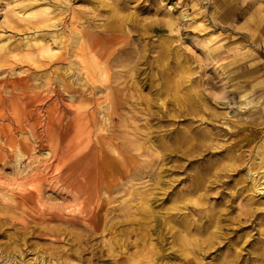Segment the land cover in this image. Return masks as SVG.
Instances as JSON below:
<instances>
[{"label":"rangeland","instance_id":"rangeland-1","mask_svg":"<svg viewBox=\"0 0 264 264\" xmlns=\"http://www.w3.org/2000/svg\"><path fill=\"white\" fill-rule=\"evenodd\" d=\"M75 30L116 36L82 57L88 77L57 58ZM2 148L0 264H264V0H0ZM38 168L39 196L21 197ZM202 171L206 198L185 189ZM197 196L226 245L140 237L149 210L164 239L168 208Z\"/></svg>","mask_w":264,"mask_h":264},{"label":"bare ground","instance_id":"bare-ground-1","mask_svg":"<svg viewBox=\"0 0 264 264\" xmlns=\"http://www.w3.org/2000/svg\"><path fill=\"white\" fill-rule=\"evenodd\" d=\"M62 0H60L61 2ZM54 9V8H53ZM47 10V9H44ZM73 13V12H72ZM76 13V12H75ZM71 14L70 15V21L69 24H75L76 21L78 20V15L77 13L75 14ZM25 14V13H24ZM69 14V13H68ZM68 17V16H67ZM80 17V16H79ZM20 19V18H19ZM21 20V19H20ZM27 20V19H26ZM68 22V21H66ZM115 30V29H112ZM112 30L110 32H98V33H94L92 31L87 30L82 31V32H77L78 30H75V34L72 37V41L74 42V45L70 42L67 43V45L69 46V48L66 46V50L65 53L61 54L59 53L57 55L58 59H63V60H70L68 59L69 57H78L79 58V69L80 72H82L81 70H83L84 72H82V74L85 77H88V71L89 69H87V65L88 62L86 60H82L83 56H93L96 52V46L99 44L100 40H104L108 41V40H112L113 38H115V34H113ZM62 32V31H61ZM69 33V32H68ZM84 33H87L86 36L84 35ZM26 43V42H25ZM62 46V45H61ZM112 49V48H111ZM118 51V49L116 50ZM114 55H116L115 53H113V51H111L110 55L107 56V60H110L111 58L114 57ZM121 59V58H120ZM77 61V60H76ZM73 63V62H72ZM109 64V63H108ZM130 64V63H129ZM73 68V66H72ZM60 71V70H59ZM70 71V70H69ZM106 72V71H105ZM111 73V72H110ZM117 74V73H116ZM68 77V76H67ZM72 77V76H71ZM116 77V76H115ZM90 78V76H89ZM106 79V78H104ZM15 84L19 83L18 80H14ZM98 82V81H97ZM57 83V82H56ZM88 83V81H87ZM91 83L94 85L95 81L92 79ZM101 83V82H100ZM103 83V82H102ZM110 83V82H108ZM55 85V84H54ZM32 86V85H31ZM78 86V85H77ZM80 86V85H79ZM51 87V86H50ZM59 87V86H58ZM23 98V97H21ZM20 98V99H21ZM19 99V100H20ZM24 100V99H23ZM22 100V101H23ZM102 101V100H101ZM99 104V103H98ZM110 107V106H109ZM8 108V107H7ZM98 108V107H97ZM113 108V107H112ZM114 109V108H113ZM98 110V109H96ZM101 111V110H100ZM67 112V111H66ZM88 114V113H87ZM68 117V116H67ZM110 117V116H109ZM30 120V119H29ZM133 121V120H132ZM63 122V121H62ZM212 124V123H211ZM213 125V124H212ZM191 128V127H190ZM1 134H4L3 132H1ZM3 136V135H2ZM122 137V136H121ZM133 144V143H132ZM187 145L185 148L183 149L182 153L185 154H190L192 147H196L197 145L202 146L203 148H201V151L207 150L209 147L206 143L202 141H200V143H190L187 141ZM129 147V146H128ZM127 147V148H128ZM131 147V146H130ZM137 149V148H136ZM175 149H178V146L176 148H174L171 152H173ZM4 150L2 148V151L0 150V159H2L3 155H4ZM6 151V150H5ZM52 158V157H51ZM158 158V157H157ZM7 160V159H6ZM5 161V160H4ZM12 161V160H11ZM145 162V161H144ZM4 167V166H3ZM49 168V167H47ZM207 169V170H206ZM211 169V165L208 164L205 168V174H208L209 170ZM22 170V169H21ZM31 170V169H30ZM56 170V169H55ZM145 171V170H144ZM29 172V171H28ZM31 172V171H30ZM156 172V171H155ZM6 173V172H5ZM136 173V172H135ZM153 174V173H152ZM202 173H196L191 179H190V183L189 185L185 188L186 190H188L190 193H198L199 191L201 192V190H203L202 194L199 192L198 195L201 198H206L208 196L207 193V189H209V185L208 183H206L207 181L210 182L209 178L206 177V175ZM214 173H212L213 175ZM6 175V174H5ZM211 176V175H210ZM4 178V177H3ZM15 178V177H14ZM17 179V177H16ZM46 179V177L44 176L43 170L42 169H36L34 170L31 174H28L24 179H20L19 181L16 180L15 183H13L14 185L17 186V188H19L21 190V188L23 190H25V196H21V197H30V198H34L39 196V194L37 195V192H39L40 185H42L43 181ZM149 179V178H148ZM1 180V179H0ZM11 180V179H10ZM2 181V180H1ZM161 181L159 180V177L156 178L155 180V184H159ZM7 183V182H6ZM58 183V182H57ZM255 184V183H254ZM12 185V184H11ZM45 185V184H44ZM91 184H82V183H78L75 185V189H74V194L75 193H79L81 191V189H84V193L90 194L93 192V188H91L90 186ZM96 185V183H95ZM105 185V184H104ZM111 185V184H110ZM172 183L168 181V186L164 189L165 193L167 195H169L173 190L172 188L169 189L171 187ZM174 185V184H173ZM97 186V185H96ZM257 186V185H256ZM2 187V186H1ZM9 187V186H8ZM63 187V186H62ZM103 187V186H102ZM106 187V186H105ZM176 187V186H175ZM112 188V187H111ZM114 188V187H113ZM53 189V188H52ZM14 190V189H13ZM99 190V189H98ZM42 191V190H41ZM70 191V189H69ZM100 191V190H99ZM24 192V191H23ZM97 192V191H96ZM95 192V193H96ZM41 193V192H40ZM69 193V192H68ZM10 194V193H9ZM83 194V193H82ZM8 195V194H7ZM14 195V194H12ZM70 196V195H68ZM79 196V195H78ZM199 196L193 198L189 201V203H191V205L184 203L182 205H178L175 207H170L168 208V212H167V217L165 219V224H167L166 226V232H165V238H162V234L161 231L155 229V224L151 223L152 217H156V211L149 210L147 212L146 215L142 216V220L143 222L141 223V230H140V237L141 238H145V236H148V234L150 232H157L159 233V238H161L162 241L166 242V234H168V236L172 237L171 242H178L179 246H205L203 247V249L208 250L210 248H212L213 246H223L226 245V243L229 240V236H227L225 232H221L218 230H209L211 229L213 226H217L218 224H220L221 221V215L218 214L212 207L210 210H206L205 208H201L200 206H198V201L196 200L197 198H199ZM1 197V196H0ZM76 197V196H75ZM39 198V197H38ZM72 198V197H71ZM11 199V198H10ZM37 199V198H36ZM78 199V198H77ZM39 200V199H38ZM79 200V199H78ZM37 201V200H36ZM17 202V201H16ZM15 202V203H16ZM64 203V202H63ZM127 203V202H126ZM22 204V203H21ZM145 204V203H144ZM23 205V204H22ZM80 205V202H79ZM146 205V204H145ZM40 206V203L39 205ZM117 206V205H116ZM57 207V206H56ZM122 207V206H121ZM108 208V207H107ZM132 208V207H131ZM177 210L180 213H183L185 215H188L189 213L194 214L196 217L193 218L192 220H180V221H175L174 217H172V215L174 214L173 210ZM182 209H187L186 211H181ZM130 210V209H129ZM178 212V213H179ZM111 220V219H110ZM111 222V221H110ZM68 224V223H67ZM204 224H206L205 226H203ZM91 226H95V225H91ZM97 226L94 227V229H96ZM164 228V227H163ZM202 229V230H201ZM192 230H196V232L198 234H203L205 233L206 236L198 239V238H193L192 236ZM173 246V245H171ZM185 248V247H184ZM189 252L188 251H184L183 252V258L186 259L187 264H200V260L196 258V256H189ZM207 254V253H206ZM230 259H226L224 262H220L219 264H235L237 263V261H241L239 259V253L238 251L236 252L235 250H232L230 253ZM258 257L252 258L253 262H251L252 264H261V263H256L258 261Z\"/></svg>","mask_w":264,"mask_h":264}]
</instances>
